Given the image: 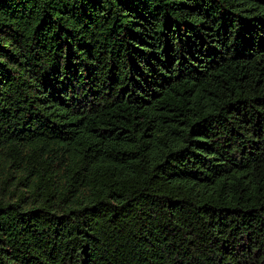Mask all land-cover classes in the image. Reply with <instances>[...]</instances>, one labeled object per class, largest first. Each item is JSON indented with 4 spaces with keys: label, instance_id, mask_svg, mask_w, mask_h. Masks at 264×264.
Returning <instances> with one entry per match:
<instances>
[{
    "label": "trees",
    "instance_id": "1",
    "mask_svg": "<svg viewBox=\"0 0 264 264\" xmlns=\"http://www.w3.org/2000/svg\"><path fill=\"white\" fill-rule=\"evenodd\" d=\"M0 264H264V0H0Z\"/></svg>",
    "mask_w": 264,
    "mask_h": 264
}]
</instances>
